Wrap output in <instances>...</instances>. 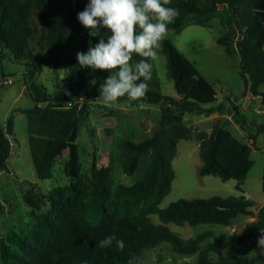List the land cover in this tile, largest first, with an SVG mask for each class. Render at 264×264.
<instances>
[{
    "label": "trees",
    "instance_id": "obj_1",
    "mask_svg": "<svg viewBox=\"0 0 264 264\" xmlns=\"http://www.w3.org/2000/svg\"><path fill=\"white\" fill-rule=\"evenodd\" d=\"M87 3L89 0H0V57L8 52L14 60L24 61L27 67L24 88L33 106L24 115L35 174L40 180L51 179L54 164L67 156L63 175L75 182L68 187L55 188L43 197L49 211L34 228L7 237V243L0 247V264H129L133 257L137 264L143 251L161 242L168 243L171 251L180 256L196 255L194 264H264V250L257 244L264 234V206L253 211V203L240 195L180 199L159 208L175 178L172 161L179 141L198 138L199 176H214L222 182L234 180L235 190L243 193L242 186L253 165L252 148L257 134L264 133V124L253 132L247 129L240 108L232 103L229 115L246 133L249 145L235 138L220 121L208 134L194 133L187 127L182 122L181 112L209 117L222 114L224 105L213 107L217 97L213 85L166 38L160 51L166 58L167 75L177 98L160 93L154 61L150 60L153 64L152 78L148 82L150 90L145 97L132 102V106L137 102L159 106L158 125L142 142L122 140L117 144L124 175H134L146 156L148 162L134 183L119 185L112 192L102 187L100 171L92 165V195L88 197L86 189L78 182L80 166L75 140L77 126L86 115L79 103L99 102L96 98L100 95V86L110 72L93 71L78 64L76 53L87 52L89 46H95L99 36L109 30L101 27L99 36H93L81 25L77 14ZM167 6L179 10L178 17L168 25L174 32L181 30L188 16H206L225 6V32L216 39V44L228 57H238L243 95L251 94L264 106V94L259 91L264 84V0H171ZM33 16L41 22L36 40L38 55L31 48ZM59 53L64 56L65 76L61 86L50 94L36 82V77L44 68L56 67ZM133 57L135 61L142 59L135 53ZM125 100L126 97L119 98L117 102L130 108ZM104 132L107 136L113 133L111 129ZM12 140L13 122L9 120L5 129L0 124V170L6 169ZM261 192L264 196V170ZM153 214L158 217L157 225L150 221L149 216ZM237 216L253 220L242 232L234 231L215 242H207L214 238L210 231L184 240L168 227L169 224L228 227ZM109 234L124 241L122 251L115 242L107 248L98 246ZM244 243L252 244L257 263L232 255ZM210 254L215 258H210Z\"/></svg>",
    "mask_w": 264,
    "mask_h": 264
},
{
    "label": "rangeland",
    "instance_id": "obj_2",
    "mask_svg": "<svg viewBox=\"0 0 264 264\" xmlns=\"http://www.w3.org/2000/svg\"><path fill=\"white\" fill-rule=\"evenodd\" d=\"M225 12V6H220L213 14L190 15L179 32L169 29L166 39L194 65L203 78L213 85L217 94L215 104L224 105L222 114H213L210 118L181 112L182 122L194 133L208 134L213 125L220 121L222 127L248 145L250 141L246 133L233 123L229 115L231 107L223 96L227 95L241 100L244 106L241 113L245 118L247 129L252 132L258 125L264 124V106L258 98L251 94L247 96V99L243 98L244 83L238 72V57L236 55L228 57L216 44V39L225 32ZM32 19L34 32L31 48L33 53L38 55L40 51L36 46V40L40 35L41 22L37 16H33ZM237 33L240 31L237 30ZM110 35L111 32L107 30L101 36L98 34L96 36L107 42ZM153 61L160 93L176 98L173 82L167 75L164 54L159 50L158 56ZM55 63L54 69L44 68L36 77V82L50 94L61 86L65 76L63 53L57 55ZM26 78L27 67L24 61L14 60L8 52L0 57V124L5 129L7 122L11 120L14 137L6 169L0 170V247L2 243H7L8 236L34 228L50 209L43 197L51 190L68 187L75 183L63 175V166L67 161V156L54 164L51 179L40 180L35 174L24 115V112L33 106V101L24 88ZM259 91L264 94V84L259 87ZM79 106L85 108L86 115L77 126L75 140L80 166L78 182L86 189L88 197L92 195L90 184L92 165L100 171L102 187L109 192L114 191L119 185L128 186L134 183L141 176L148 162V156L143 158L134 175L126 176L120 169L117 144L122 140L139 143L149 137L151 131L158 125L160 107L137 102L132 107L126 108L119 102L102 104L91 100L86 104L81 102ZM107 129L113 131L110 136L105 135L104 131ZM198 146L197 137L178 142L177 154L172 161L175 178L169 194L159 204L160 209L180 199L225 198L240 195L246 196L253 203L252 210L254 211L264 206V196L261 192V176L264 170V133L257 134L256 144L252 148L250 158L253 165L242 186L243 193L235 190L234 180L222 182L214 176L201 177L198 175V168L201 164ZM242 217H237L239 219L234 222L233 227L232 225L224 227L211 224H199L194 227L186 224L183 226L169 224L168 227L184 240L210 231L214 238L207 242H215V240L228 237L231 234V228L235 232H242L244 230L242 222L248 219V217ZM149 218L152 224H159L156 215H150ZM232 255L257 263L251 243L238 246ZM195 260L196 255L180 256L171 251L168 243L161 242L156 247L143 251L137 264H194Z\"/></svg>",
    "mask_w": 264,
    "mask_h": 264
},
{
    "label": "clouds",
    "instance_id": "obj_3",
    "mask_svg": "<svg viewBox=\"0 0 264 264\" xmlns=\"http://www.w3.org/2000/svg\"><path fill=\"white\" fill-rule=\"evenodd\" d=\"M171 0H89L77 19L90 35H97L101 27L112 33L101 38L87 52H77L76 58L81 68L108 70L110 75L100 86L96 98L102 104L117 102L126 97L125 103L131 107L149 92L154 60L162 48L169 31L168 25L179 15V10L168 7ZM142 59L135 61L133 54ZM115 71H111L114 70ZM94 84L95 81H92ZM121 251L124 241L109 234L99 241L100 248L111 247L113 243ZM264 250V234L257 241ZM135 257L129 261L134 264Z\"/></svg>",
    "mask_w": 264,
    "mask_h": 264
},
{
    "label": "crops",
    "instance_id": "obj_4",
    "mask_svg": "<svg viewBox=\"0 0 264 264\" xmlns=\"http://www.w3.org/2000/svg\"><path fill=\"white\" fill-rule=\"evenodd\" d=\"M243 95V94H242ZM248 95H250L249 93H246V94H244L243 95V98L244 99H247L248 97ZM224 98H225V100L228 102V105H230L231 103L233 104V105H235V106H238L239 108H240V111L242 112V110L244 109V106H242V104H241V100L240 99H237V101H235V100H233L234 98L233 97H230V96H227V95H225V96H223ZM222 97V98H223ZM177 98V97H176ZM216 100H217V97H216ZM216 106V104H214L213 105V107H215ZM209 118H210V116H209ZM235 128V127H234ZM237 130V129H236ZM249 145V144H248ZM245 198H246V196H244ZM254 211V210H253ZM238 217V216H237ZM235 218V219H233L232 221H231V225H232V227L234 226V222L236 221V220H238L239 218ZM242 218H246V216H243ZM252 220H253V218H250V217H248V219H245L243 222H242V224L244 225L243 227H244V229H245V227L246 226H248L251 222H252ZM235 230L234 229H232L231 228V234L234 232ZM230 234V235H231ZM213 254H210V258H213Z\"/></svg>",
    "mask_w": 264,
    "mask_h": 264
},
{
    "label": "built area",
    "instance_id": "obj_5",
    "mask_svg": "<svg viewBox=\"0 0 264 264\" xmlns=\"http://www.w3.org/2000/svg\"><path fill=\"white\" fill-rule=\"evenodd\" d=\"M10 82V81H9ZM81 103V102H80Z\"/></svg>",
    "mask_w": 264,
    "mask_h": 264
}]
</instances>
